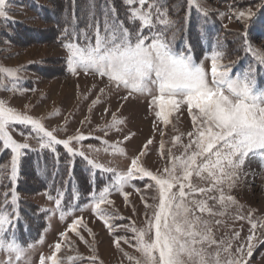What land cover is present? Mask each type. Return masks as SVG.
Returning <instances> with one entry per match:
<instances>
[{
    "label": "snow or ice",
    "instance_id": "obj_1",
    "mask_svg": "<svg viewBox=\"0 0 264 264\" xmlns=\"http://www.w3.org/2000/svg\"><path fill=\"white\" fill-rule=\"evenodd\" d=\"M189 3L199 7L197 0H189ZM123 4L131 27H126L125 22L118 19L116 9L112 7L110 16L109 11L105 12L103 30L100 22H95L94 41L87 31L73 28L69 34V30L64 29V34L70 35L69 42L63 45L68 53L69 70L74 75L79 69L86 75L93 73L106 77L109 85L122 87L128 95H151L149 106L165 125L171 122L170 116L186 106L192 131L187 133L186 144L181 143L180 136L172 138L173 147L179 144L183 148L180 155H175L171 148L166 150L164 133L161 132L159 151L162 156L167 151L166 166L156 173L141 164V156L153 143L151 139L140 155L131 160L125 173L105 168L89 159L88 163L93 168L114 175L111 186L103 188L98 195L93 194L92 211L111 233L114 225L110 221L123 217L109 214L101 207L112 205L107 198L110 187L122 192L131 180L147 177L150 183L145 188L154 193L150 197L154 203L145 202V208L149 210L145 213V226H118L134 233V248L139 256L124 253L129 261L134 264H246L244 257L252 256L256 233L260 231L264 235V231H261L264 230V220L253 221L251 212L248 217H234L238 220L248 219L251 225L247 250L245 245H240L235 249V254L231 240L215 238L212 225L221 224L220 220L214 218L225 216L229 206L242 207L230 193L240 180L246 162L255 157L264 159V88L257 86L256 70L250 65L242 73L230 75L235 62L222 64L224 53L214 48L209 57V80V71L205 70L203 62H194L191 46L187 42L186 51L174 50L176 34L172 31L169 36L168 33L175 22L169 17L166 0H123ZM5 8L6 0H0V17H7ZM73 16L75 19V14ZM252 16L251 10L236 14L238 20ZM92 26L88 25L89 28ZM244 44L245 51L251 52L258 63L264 65V53L251 46L246 34ZM16 72V69L0 67V75L15 77ZM97 103L99 98L92 102L90 110ZM119 123L122 121L113 114L111 123L105 127L113 128ZM15 125H30L42 141L41 148H52L54 151L55 145L63 144L69 154L84 155L70 147L72 140L87 139L83 134L78 132L74 137L58 140L40 120L0 101V141L3 149H10L12 153L10 170L7 165L0 166V177L8 176L13 185L17 180L20 158L24 154L22 150L29 148L28 143H18L13 139L9 129L14 130ZM110 147L114 152L124 154L115 144ZM57 195L61 197L62 193L58 192ZM122 195L127 202L128 194L122 192ZM17 201L18 196L13 188L11 199L5 192L0 202V252L7 257L0 264H20L22 260L27 264V252L34 247L32 243L22 245L16 237V225L20 219ZM55 204L60 209L61 199L57 198ZM81 225V218H77L68 225L66 232L79 235L77 228ZM66 232L60 233L64 241L67 240ZM239 235L236 232L233 239ZM80 239L83 240V237ZM120 239L124 238L114 241L118 249ZM128 242L125 239V243ZM61 247V243H56L51 255H41L40 264H75L77 260L84 259L79 255L60 258L58 253ZM90 259L95 262L96 257Z\"/></svg>",
    "mask_w": 264,
    "mask_h": 264
},
{
    "label": "rangeland",
    "instance_id": "obj_2",
    "mask_svg": "<svg viewBox=\"0 0 264 264\" xmlns=\"http://www.w3.org/2000/svg\"><path fill=\"white\" fill-rule=\"evenodd\" d=\"M33 1L6 0L5 11L7 17H0V67L17 70L15 77L0 75V101L22 114L40 120L45 129L52 131L58 140L69 139L76 136L78 132L87 139L71 141L70 147L73 151L84 154L83 156L72 155L68 153L63 144L55 145L54 151L52 148H41L42 141L32 131L30 125H15L14 130L9 129L13 139L18 143L26 142L29 144V148L22 150L24 154L20 158L17 178L23 175L24 183L21 182V184H24L30 190L26 194L18 195V198L22 196L28 202L27 204L42 215L47 224L41 238L42 242H37L27 252V264H35L37 259L41 258V255L44 257L49 256L56 243L62 245L61 252L58 253L60 258L68 255H79L84 258L77 260L75 264H134L124 255V253H128L131 256H139L134 248L136 244L135 239H133L134 233L130 229L118 226L128 225L137 228L145 226V213L149 211L145 208V202L147 204L154 203L150 199L154 193L145 188V185L150 181L147 177L143 180H131L122 189V192L128 194L127 202H125L121 190L110 187L107 198L112 201V205H102L101 207L109 214L123 217V219H112L110 221L114 225L110 233L103 221L93 213L92 203L93 194L98 195L103 188L111 186L114 175L112 172H103L100 169L93 168L88 160H94L105 168H113L116 172L125 173L131 164V160L140 155L144 145L151 139L153 143L148 145L145 154L141 156V164L154 173L162 171L166 166L167 151H165L164 156L159 151L161 132L164 133L163 139L166 150L171 148L175 155H180L183 148L179 144L173 147L172 138L180 136L182 144L188 143L187 133L192 131L191 117L188 115L187 107L182 106L181 111L170 116L171 122L165 125L158 120L155 112L149 106L152 99L151 95L139 93L128 95L127 90L122 87L117 88L109 85L106 77L102 78L93 73L86 75L79 69L77 74L74 75L68 68V53L63 46L65 42H69L70 35H67L68 37L63 44L52 43L50 32L54 24L47 19L41 20L38 14V12L44 14V12L46 13L51 9L56 10L58 8L57 3L60 0H48L49 2L38 0V4H34ZM93 1H89V4L87 1H85L86 4H80L82 7H90ZM185 1L189 3V0ZM70 2L75 3L74 0H70ZM122 2L123 0H121ZM31 3L35 5L37 11L32 12L31 10L34 9H28L27 4ZM197 3L199 7L196 4L189 3V5L195 10H200L203 14L206 13L205 15L209 18L202 17L201 23L197 18H191L190 28L202 45L210 47L211 41L208 38L212 36V20L214 18L220 28H224L228 34L233 35L232 38L229 37L230 40H236L238 34H246L251 46L264 53V0H229L227 3L197 0ZM94 4H97V2ZM41 5L48 7V9L41 7ZM73 6L75 11L76 4ZM99 8L100 5L97 4V10ZM90 10L89 8H83L80 11L87 14ZM248 10L253 13L250 19L238 20L236 18L237 13L247 12ZM55 12L60 17L58 20L63 30L67 28L72 31L73 28H78L77 31H87L88 35L92 39L94 38L97 18L89 22L93 25L92 28H89V24L84 25L81 22L82 20L78 19L76 12H70V17L68 15L64 16L63 12ZM95 13L97 15V12ZM73 14H75V19ZM14 21L19 22L16 25ZM98 21L100 22V20ZM11 22H14V24ZM103 22L100 23L101 30H103ZM207 23L209 24L206 25ZM205 31L208 32L207 35ZM40 39L46 41L38 43ZM58 42L56 38V43ZM242 44L244 49L240 59H235L231 54V50H225V53L229 54V58L221 61V63L228 65L235 62L230 73L232 76L242 73L251 65L256 70L255 76L258 88H264V65L259 64L251 52L245 51L244 41ZM230 45L233 50L235 44L230 43ZM238 48L239 45L236 46V49L240 53ZM248 56L250 61L252 60V64L247 62ZM209 57H204L200 63L203 62L205 70L209 71L210 80ZM258 75L262 77L263 85L259 83ZM101 89H103V92H101ZM155 94V88L153 87V95ZM126 96L127 99H124ZM97 98H99V103L91 107L90 110L92 102ZM106 109L107 111H105ZM113 114L122 123L113 128H106L105 125L111 123ZM25 136L28 138L25 139ZM126 136L129 139L125 140ZM114 144L123 150V155L112 150L110 146ZM0 147L1 152L4 150L2 141H0ZM58 148L67 153V155L64 154L66 159L70 158V160H67L70 164L69 175L65 179V181H68L65 185L67 195L63 194L60 197V199L62 198L60 209H57L51 199L45 197L39 191L37 180L41 178L37 177L34 180L30 169L23 164L26 155L37 154L40 157L50 152L53 156L58 157L59 153L56 152ZM7 150L8 156L11 158V150ZM39 160L41 159L39 158ZM5 161L6 164H10L11 159ZM77 162L80 163L78 167H75ZM36 163L34 161L31 164L35 166ZM20 171H23V174ZM244 173H247V175ZM100 178L104 179L103 186L97 187L95 183ZM83 193L88 198L92 196L88 200L89 202L87 201L86 205L83 203L77 211L63 212L62 217L60 215L62 211L60 210L74 207V204L79 202V197L81 198ZM230 194L235 197L242 207L229 206L225 216L214 218L220 220L221 224H213L212 227L217 240H231L232 252L235 254V249L240 245H245V251L247 250V237L251 234L249 231L251 225L248 219L238 220L234 217L236 215L248 217L249 212H251L253 221L264 220V159L255 157L246 162L244 172ZM77 218L82 220V225L77 228L79 235L71 231L66 232L68 225ZM18 230L16 228V231ZM62 232H66V241L61 239L60 233ZM236 232H239L240 235L238 238L233 239ZM80 237H83V240ZM117 238H124L119 240V249L114 244ZM125 239L129 242L125 243ZM253 243L255 246L252 256L244 257L246 264H264V235H261L260 231L256 233V239ZM92 256L96 257L95 262L90 259ZM6 259L5 253L0 252V262ZM39 262L40 259L38 264ZM20 264H25V262L22 260ZM46 264H50V262H46Z\"/></svg>",
    "mask_w": 264,
    "mask_h": 264
},
{
    "label": "trees",
    "instance_id": "obj_3",
    "mask_svg": "<svg viewBox=\"0 0 264 264\" xmlns=\"http://www.w3.org/2000/svg\"><path fill=\"white\" fill-rule=\"evenodd\" d=\"M48 1V0H45ZM87 1V3L89 4L91 1L93 0H85ZM84 0H74V4H72L70 2V0H60L57 3V9L55 10H50V11H46V13L44 12V14L41 12H38V14L40 15V19L41 20H45L47 19L48 21L52 22L54 24V26L51 29L50 32V41H52V43L55 44H63L65 42V39L68 37L67 35L64 34V30L61 27V24L59 22V15L55 12H63L64 16L68 15V17H70L71 15L70 12H76L78 19H81L82 23L85 24H89V22H91L93 20V16L95 18H97L98 20H100V23H102L104 21V16H105V12L109 11L110 8L115 7L116 9V13L118 16V19L121 21L125 22V26L126 27H131V25L128 24L127 19H126V6L123 4V2L121 3V0H94L93 4H90V7H82L80 3H85ZM215 2H229V0H212ZM38 0H34L33 3L34 4H38L37 3ZM49 2V1H48ZM100 5L99 10H97V4ZM120 2V3H119ZM31 3V4H27L28 5V9H34L31 10L32 12L37 11V9L35 8V5ZM42 4V3H41ZM76 4V10L74 11L75 7L73 5ZM86 4V3H85ZM119 4V5H118ZM166 5L168 8V14L169 17L175 22L174 23V27L172 30L169 31L168 35L170 36L172 31L175 32L176 34V39L174 41V50L176 49V46L180 43H184L187 42L190 46L191 49L194 50V52L199 51L200 55H202L203 53V45L200 43V41L197 40L195 34L192 32L190 26H191V18L195 17L198 19L199 23L202 22V17L209 19L205 14H203L202 12H200V10H195L192 6L189 5V3H187L185 0H166ZM56 6V5H55ZM53 6V7H55ZM63 6L65 7L63 9ZM79 6H81L79 8ZM41 7L48 9V7L41 5ZM61 7V9H60ZM83 8H89L91 9L87 14L84 13ZM97 12V15L96 13ZM80 15V16H79ZM111 15L110 11H109V16ZM67 18V17H66ZM15 24L17 25V23L19 21H14ZM14 22H11L14 24ZM65 22V21H64ZM63 22V23H64ZM210 22V21H209ZM68 23V22H66ZM213 25L212 26H217V30L215 31V34L211 37L212 40V51L214 50V48L216 50L222 51L224 53V57L222 59L226 60L227 58H229V54L225 53V50L228 51H232L231 54H233V57L236 59H240L242 56V50L244 48H242V42L244 41V34H238L239 36L236 38V40H230L229 37L232 38L233 35L228 34L226 30H224V28H220L218 26V23L216 20H212ZM209 23H207L206 25H208ZM11 25V24H10ZM85 28V27H84ZM78 30V28L76 29ZM71 32V31H69ZM56 38L58 39V43H56ZM94 39V38H93ZM46 40H39L38 43L40 42H45ZM66 43V42H65ZM230 43L235 44L232 50V46L230 45ZM241 43V45H240ZM177 44V45H176ZM239 45V51L236 49V46ZM231 56V55H230ZM232 57V56H231ZM1 148V147H0ZM62 149L58 148L56 150L57 153H59L58 157H55L52 155V153H45V156H38L37 154L34 155H26V157L23 160V164L25 167L29 168L33 179L35 180V178L39 177L41 179L37 180L38 183V188L39 191L41 192H45L47 194V196L52 197L54 200H56L58 197L57 193L60 192L65 195H67V188H66V184L68 183V181H65V179H67L68 175H69V168H70V164H68L67 160H70V158L65 157V155H67L66 152H62ZM7 149H4L0 152V166H5L7 165L9 167L10 170V164H6V159H11L8 156L7 153ZM65 154V155H64ZM39 158L41 160H39ZM34 161H36L37 165L32 166L31 163H34ZM80 162H77L75 164V167H78V164ZM32 166V167H30ZM35 167V168H34ZM21 174H23V171H20ZM23 175L20 178V180H18L14 185L12 184L10 178L8 176H3L0 177V202L3 201L4 199V193L7 192L8 196H9V200L11 199V192L14 188L15 192L19 193V194H26L28 192V190H30L29 188H26L24 186V184L22 185V183H24L23 180ZM104 179L100 178L99 181H97L95 183V185L101 186L103 185ZM26 185V184H25ZM83 191V190H82ZM86 194L83 193L82 197H79V202L74 204V207L70 208V209H75L77 207H79V205L87 202L91 197H87L85 196ZM62 199V198H61ZM22 200V198H21ZM18 200L17 201V211L19 213V216L21 218L25 217L26 214L29 215L26 217V221H29V219L32 220L30 226L31 228L29 230H32V235L31 236H27L26 239H23V243L24 244H28L32 241H34L41 233V231L44 229L45 227V220L42 217L41 214L37 213L35 211V209H33L32 206H30L29 204H27L28 202L25 201H21ZM8 210H11V205L8 206ZM69 210L68 208L64 209V210H60V211H67ZM42 217V218H41Z\"/></svg>",
    "mask_w": 264,
    "mask_h": 264
}]
</instances>
